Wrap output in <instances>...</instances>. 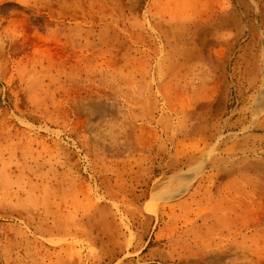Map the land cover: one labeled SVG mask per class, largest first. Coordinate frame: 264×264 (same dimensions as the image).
Segmentation results:
<instances>
[{
	"label": "rangeland",
	"instance_id": "1",
	"mask_svg": "<svg viewBox=\"0 0 264 264\" xmlns=\"http://www.w3.org/2000/svg\"><path fill=\"white\" fill-rule=\"evenodd\" d=\"M0 264H264V0H0Z\"/></svg>",
	"mask_w": 264,
	"mask_h": 264
}]
</instances>
